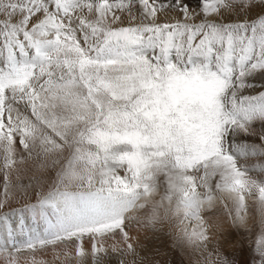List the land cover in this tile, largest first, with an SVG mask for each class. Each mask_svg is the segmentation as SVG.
Returning a JSON list of instances; mask_svg holds the SVG:
<instances>
[{"label":"snow or ice","instance_id":"6c2138e0","mask_svg":"<svg viewBox=\"0 0 264 264\" xmlns=\"http://www.w3.org/2000/svg\"><path fill=\"white\" fill-rule=\"evenodd\" d=\"M257 77L264 0H0V209L17 193L35 197L0 213L6 264L68 241L82 257L85 237L98 264L117 234L120 253L134 254L126 225L140 221L129 213L149 203V225L193 221L183 236L205 247L216 193L227 194L232 208L220 203L234 224H246L247 197L264 223V179L249 175L264 164L240 163L264 158V134L235 142L264 126ZM34 157L59 169L43 195L39 180L12 182ZM255 253L264 264V230Z\"/></svg>","mask_w":264,"mask_h":264},{"label":"rangeland","instance_id":"374dc122","mask_svg":"<svg viewBox=\"0 0 264 264\" xmlns=\"http://www.w3.org/2000/svg\"><path fill=\"white\" fill-rule=\"evenodd\" d=\"M192 3L195 4V0H192ZM256 79L260 81L264 78L257 77ZM250 133L251 135L247 136L242 132L236 134L235 142L241 144L247 143L250 145L259 144L260 141L258 137L264 134V126H262L260 122H256L250 128ZM19 155H23V153H18V156ZM41 163L42 158L35 157L33 159H25L23 163H18L16 172L12 174V182L14 184L21 183L27 185L30 180H39V183L35 185L36 189L42 195L47 193L52 187L56 172L59 169L58 167H53L50 162L46 167H41ZM240 163L245 167L253 168L258 164H264V158L251 157L242 159ZM17 172L19 173V181H17ZM249 175L253 179H264V173L259 171H250ZM225 194L226 193H216V197L218 200H221V197L226 196ZM156 197V199H159V195ZM247 198H249L248 200L251 202L246 216V219L249 220L247 227H242V224H234L229 216H227L225 219L227 222L229 221V224L225 231L217 229L215 225L211 226L209 246L207 245L206 247L200 248L197 247V243H186L187 240L183 236L185 228L191 230V226L194 224L193 221L180 218L178 221L172 223L171 220L165 219L155 226L149 225L147 223V217L150 214L152 206L151 203H149L144 209L136 211L135 215L137 219L140 220V223H138L137 220H130L127 222L128 226L126 225V230L129 234L133 232L136 233V231L139 230L143 231V235H141L142 239L140 238L136 243L135 240L131 242L134 249H137L140 243L143 244L147 237H155L157 235L156 233L159 231L160 235L151 242V246L143 249L141 254L135 255L134 259L129 260L128 257H126V251L123 254L119 251L120 248H123V244L117 245V252H113V247L108 246L110 244L109 241L112 239L108 240L106 238L103 244L104 248L105 246L108 247L105 248V252L99 254L98 260L101 261L100 256L103 254L106 258V262H114L111 264H119L120 260H123L126 264H208L209 259H211L212 264H220V260L224 258H226L230 264H256L258 256L255 253V240L260 232L264 230V226L261 225L255 198ZM2 199L3 180L2 176H0V200ZM34 202L35 197L31 195V192L23 198L17 193L12 195L6 207L0 209V213H6L13 209L21 208L25 204ZM213 216V211H211L206 214V219L208 217L210 219L215 218ZM119 238L121 237H117L114 240ZM24 239L25 237L17 239V244L22 243ZM18 240L20 243H18ZM77 243L76 241H68L58 243L54 247L48 246L37 249L35 252H22L18 254L17 264H34V262L35 264H83L82 262L85 264H93L91 240L87 237L83 239L82 247L84 255L82 257H77L76 255ZM4 246L8 247L9 251L11 250L7 243H4ZM209 252L214 253L211 258L208 257ZM217 252L219 253V258L215 255ZM114 255L117 256L114 257ZM0 264H6V261H2Z\"/></svg>","mask_w":264,"mask_h":264},{"label":"bare ground","instance_id":"6f19581e","mask_svg":"<svg viewBox=\"0 0 264 264\" xmlns=\"http://www.w3.org/2000/svg\"><path fill=\"white\" fill-rule=\"evenodd\" d=\"M226 196L225 197H221V198H223L224 199V201H225V203H227L228 204V206H229V209H231L232 208V204H231V201L228 199V196H227V194H225ZM157 197H155L154 199H156ZM249 198H247L246 199V205H247V209L249 208V206H251V202H250V200H248ZM158 200V199H157ZM212 211H213V217H215V218H207V220H208V222L210 223V225L211 226H216V228L217 229H220L221 231H225V229L227 228V226H228V222L226 221V217L228 216V213L226 212V210H225V208H224V206H223V204H221L220 203V200H218L217 198H216V200H215V202H214V208L212 209ZM10 211H8V212H6V213H9ZM132 214H133V216H136L135 214H136V211L135 212H132V213H130L129 215L130 216H132ZM233 214H235L234 212H233ZM260 217V216H259ZM11 222L13 223V225L15 226V224H16V222H17V217L16 216H11ZM25 219H26V223H27V225L29 226V227H35V225H33L32 223H31V221H29L28 219H27V216L25 217ZM180 218L179 217H175V216H173V217H171V218H169V220H171L172 221V223L173 222H176V221H178ZM260 220H261V217H260ZM140 221V220H139ZM167 222V221H166ZM260 222V221H259ZM136 223V222H135ZM134 223V224H135ZM165 223V222H164ZM249 224V220H247L246 219V224H242L241 226L242 227H247V225ZM261 225L262 226H264V223H262V221H261ZM128 226V225H127ZM142 230H139V231H136V233L135 232H133V233H130L129 235H130V237H131V241L130 242H133L134 240H135V243L141 238L142 239V237H141V235H143L142 234ZM157 235L155 236V237H152V236H149V237H147L145 240H144V243L143 244H139L138 246H137V249H135V253L134 254H128L127 252H125L126 253V257H128V259L129 260H131V259H134V256L135 255H137V254H141V252L143 251V249H146L147 247L149 248L150 246H151V242L154 240V239H157L158 238V236L160 235V233H159V231L156 233ZM21 237H23V236H21L20 234H19V232L17 231L16 232V236H15V239L17 240V239H20ZM117 237H120V235H116L114 238L113 237H108L107 239L109 240V239H112V240H110L109 242H110V244L108 245V246H112L113 247V245H120V244H122V241H121V238H119V239H116V240H114L115 238H117ZM134 238V239H133ZM133 239V240H132ZM19 241V240H18ZM23 241V240H22ZM186 241V240H185ZM71 242H74V241H71ZM92 242V241H91ZM210 241H208L207 242V245H208V243H209ZM0 243H7L5 240H4V234H3V231H2V228H0ZM18 243H20V241L18 242ZM186 243H188V241H186ZM195 243V242H194ZM65 245H67V244H65ZM7 246V245H6ZM108 246H105V248L106 247H108ZM155 246V245H154ZM209 246V245H208ZM197 247H205V245H202V244H198L197 243ZM47 251V250H46ZM120 255V254H119ZM115 256H117V255H114V257ZM122 256V255H121ZM113 257V258H114ZM100 258H101V261L100 260H98V264H111V263H114V262H106L105 261V257H104V255L103 254H101V256H100ZM125 258V257H124ZM104 260V261H103ZM2 261H6L5 260V257L2 255V256H0V262H2ZM83 264H85L84 262H82ZM124 264H126V263H124Z\"/></svg>","mask_w":264,"mask_h":264}]
</instances>
